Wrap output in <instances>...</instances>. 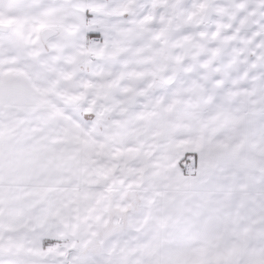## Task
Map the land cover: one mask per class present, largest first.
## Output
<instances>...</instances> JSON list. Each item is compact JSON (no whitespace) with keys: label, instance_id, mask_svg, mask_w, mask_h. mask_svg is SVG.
Wrapping results in <instances>:
<instances>
[{"label":"snow or ice","instance_id":"1","mask_svg":"<svg viewBox=\"0 0 264 264\" xmlns=\"http://www.w3.org/2000/svg\"><path fill=\"white\" fill-rule=\"evenodd\" d=\"M0 264H264V0H0Z\"/></svg>","mask_w":264,"mask_h":264}]
</instances>
